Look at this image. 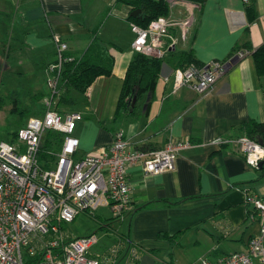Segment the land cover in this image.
Returning a JSON list of instances; mask_svg holds the SVG:
<instances>
[{"label":"crops","instance_id":"0c3cea01","mask_svg":"<svg viewBox=\"0 0 264 264\" xmlns=\"http://www.w3.org/2000/svg\"><path fill=\"white\" fill-rule=\"evenodd\" d=\"M131 12L117 0H0V30L10 39L2 71L20 78L32 72L43 91L31 100L43 102L49 94V66L57 58L56 41L66 45L64 55L69 58L81 57L94 38L103 42L114 59L113 72L97 78L82 95L86 104L84 112L77 111L82 120L73 133L78 140L75 158L109 145L118 130L131 144L148 150H161L170 141L190 144L179 152L171 172L148 176L138 165L127 168L135 210L123 221L114 219L110 229L126 235L137 259L165 253V264H198L201 258L213 261L223 254L245 252L259 232L256 219L248 215L246 196L264 198V161L261 168H252L234 146L212 142L238 139L245 136L246 125L264 123V76L257 75L251 56L264 43V0H256L257 17L251 24L246 22L243 0H206L194 10L184 41L179 29L171 28L177 42L162 60L153 94L146 95L134 116L114 123L125 72L134 56V35L127 20ZM187 16L177 5L169 19L183 21ZM236 48L249 54L236 60L212 90L203 95L185 87L174 90L173 72L184 68L178 64L180 53L190 51L195 65L202 66L228 60ZM94 226L81 214L66 229L69 236L82 237ZM163 234L177 243L170 246L160 239Z\"/></svg>","mask_w":264,"mask_h":264},{"label":"built area","instance_id":"2783aa9c","mask_svg":"<svg viewBox=\"0 0 264 264\" xmlns=\"http://www.w3.org/2000/svg\"><path fill=\"white\" fill-rule=\"evenodd\" d=\"M167 2L170 11L181 5L188 16L183 21L160 17L147 28L130 23L134 53L162 61L177 42L169 33L171 28L177 27L181 39H186L194 10L199 6L180 0ZM56 42L57 58L49 66L52 76L46 82L49 94L43 101L42 115L28 118L14 141L0 143V264H26L29 259H36V264H100L90 257V249L100 240L96 233L69 238L61 226L81 214L101 209L123 221L131 207L127 168L138 165L148 176L171 172L179 152L190 148L187 142L170 141L161 150L142 149L118 130L109 145L76 159L78 140L73 133L82 116L77 112L60 114L51 108L66 57V45ZM248 54L238 51L225 61L202 66L191 63L177 69L173 72L174 90L185 87L196 94H206L228 71L232 61ZM47 131L61 133L63 138L59 151L51 153L54 159L47 163L49 168H44L39 152ZM212 144L234 146L252 168L264 161V144L247 136L229 141L217 138ZM246 203L251 207V218L259 224V232L248 241L246 251L223 254L213 261L201 258L198 264H264V198L247 195ZM120 248L126 250V256L129 253L130 260L138 258L120 241L105 251L115 259Z\"/></svg>","mask_w":264,"mask_h":264},{"label":"trees","instance_id":"16d2710c","mask_svg":"<svg viewBox=\"0 0 264 264\" xmlns=\"http://www.w3.org/2000/svg\"><path fill=\"white\" fill-rule=\"evenodd\" d=\"M186 3L201 6L206 0H180ZM244 1V16L247 24H251L257 17L256 13V0H243ZM118 4H124L131 8L132 11L139 10V14L136 17H128L129 23L138 25L141 28H147L148 25L157 20L160 17H169L170 7L167 0H117ZM247 46V45H246ZM245 46V47H246ZM241 50L236 48L233 51V55ZM257 75L264 76V43L257 48L251 54ZM179 67H185L191 63L196 64L191 52H182L178 56ZM114 59L108 53V48L97 38L92 39L90 45L85 50L83 55L79 58L65 57L58 79L57 93L54 97L55 106L54 110L60 114H65L62 111L63 108H67L76 103L70 94L71 92L85 95L88 88L99 77H109L113 72ZM162 61L154 58L144 56L140 53H134L131 61L129 62L125 76L123 79L121 91L116 105L114 114V123L122 120L123 118H129L134 116L139 108L140 102L144 100L147 94H153L158 76L160 73ZM36 97V96H33ZM42 99V95L40 96ZM135 99V104L132 107V101ZM1 102L0 98V110ZM18 110L17 108H15ZM21 114L25 111H21ZM40 114H38L39 116ZM41 116V115H40ZM245 136L250 139L262 141L264 144V123H251L244 128ZM17 132L12 134V140L17 138ZM63 135L61 133H54L47 131L44 134L43 141L40 146L39 158L43 163L44 168H49L48 162L54 159L51 153L59 151L60 144ZM142 149H146L144 146ZM177 204V203H176ZM135 209L130 207V214ZM88 217L98 223L99 229H110L111 222L115 219L112 217L103 218L96 213L86 214ZM248 215L251 217L252 211L248 210ZM61 229L67 232L66 227L63 225ZM71 238V236H69ZM160 239L167 241L170 246H173L176 242L175 237H168L167 235L160 236ZM121 244L128 243L129 240L122 236L119 240ZM136 250V249H135ZM123 252V248H120L118 253ZM36 259H29L26 264H36ZM132 264H138L139 259L130 260ZM168 264H172L171 262Z\"/></svg>","mask_w":264,"mask_h":264},{"label":"rangeland","instance_id":"374dc122","mask_svg":"<svg viewBox=\"0 0 264 264\" xmlns=\"http://www.w3.org/2000/svg\"><path fill=\"white\" fill-rule=\"evenodd\" d=\"M172 10V9H171ZM6 28V26H5ZM5 31L0 30V98L3 99L1 102L0 110V143H11L12 134L19 131L23 127L30 117H39L44 111V102H38L31 100L33 95L43 91L41 82L38 84L34 83L32 72H24L20 78L14 74V72H3V59L6 56L4 47L10 42V39L4 36ZM10 55L9 57H11ZM70 96L75 99L76 103L72 106L61 108L63 113L66 112H84L86 100L82 95L76 92H71ZM44 101V100H43ZM55 101L51 108L54 110ZM17 108L18 110H16ZM21 111L25 113L21 114ZM55 111V110H54ZM38 114H40L38 116ZM103 218H108L110 213L107 210H99L96 212ZM89 221L95 223V228L90 234L96 233L100 237L99 243L90 249V257L98 259L100 264H132L128 256L124 255L123 252L118 253L114 259L106 253L105 249L113 246L116 242L121 240L124 233L116 232L112 229H99L98 223L88 217ZM65 224H63L64 226ZM66 227V225L64 226ZM67 228V227H66ZM84 228L80 232H83ZM87 234L85 236H88ZM117 240V241H116ZM183 251V249H181ZM184 254V253H182ZM168 261V257L165 253H160L156 256L143 254L139 258L138 264H165Z\"/></svg>","mask_w":264,"mask_h":264},{"label":"water","instance_id":"95a60500","mask_svg":"<svg viewBox=\"0 0 264 264\" xmlns=\"http://www.w3.org/2000/svg\"><path fill=\"white\" fill-rule=\"evenodd\" d=\"M139 13H140L139 10H134V11L131 12L130 15H131V17H136ZM235 61H236V60H235ZM235 61H232L231 65H232L233 63H235ZM134 104H135V99H133V101H132V104H131L132 107L134 106ZM257 141H258L259 144H262V141L259 140V138H257ZM262 164H263V163L260 162L259 165H258V168H261V167H262Z\"/></svg>","mask_w":264,"mask_h":264}]
</instances>
